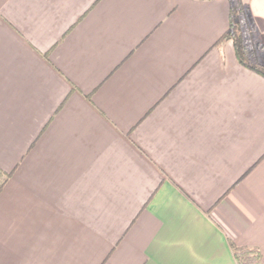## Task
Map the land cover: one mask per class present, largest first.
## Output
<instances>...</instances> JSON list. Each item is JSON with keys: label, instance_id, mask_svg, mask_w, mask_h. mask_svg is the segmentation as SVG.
Masks as SVG:
<instances>
[{"label": "crops", "instance_id": "obj_1", "mask_svg": "<svg viewBox=\"0 0 264 264\" xmlns=\"http://www.w3.org/2000/svg\"><path fill=\"white\" fill-rule=\"evenodd\" d=\"M232 2L0 0V264H264V77L221 39Z\"/></svg>", "mask_w": 264, "mask_h": 264}, {"label": "trees", "instance_id": "obj_2", "mask_svg": "<svg viewBox=\"0 0 264 264\" xmlns=\"http://www.w3.org/2000/svg\"><path fill=\"white\" fill-rule=\"evenodd\" d=\"M246 7L243 0H233L229 7V27L222 34V38H230L233 43L235 56L240 64L247 67L248 69L260 74L264 77V64L259 62L254 55L247 49L245 38L243 35L242 21L240 16L246 17ZM0 182V188L4 182ZM233 255L235 260L242 261V257L245 254H251L254 252L253 249L247 246L232 245ZM255 259L257 254L254 255Z\"/></svg>", "mask_w": 264, "mask_h": 264}, {"label": "rangeland", "instance_id": "obj_3", "mask_svg": "<svg viewBox=\"0 0 264 264\" xmlns=\"http://www.w3.org/2000/svg\"><path fill=\"white\" fill-rule=\"evenodd\" d=\"M240 20L242 21L243 35H244L245 40H246L245 35H248V39H250L251 36H249V35H251V33L248 31V28H249V26H248V20H249L248 14L246 15V17L245 16L244 17L240 16ZM246 33H248V34H246ZM249 50H250V53L252 54V50L251 49H249ZM255 262H256L255 256L251 255V254L243 255L242 261H237L236 260V264H255Z\"/></svg>", "mask_w": 264, "mask_h": 264}]
</instances>
